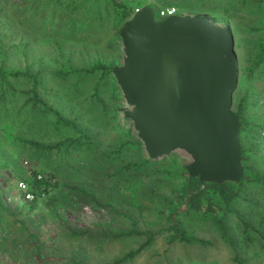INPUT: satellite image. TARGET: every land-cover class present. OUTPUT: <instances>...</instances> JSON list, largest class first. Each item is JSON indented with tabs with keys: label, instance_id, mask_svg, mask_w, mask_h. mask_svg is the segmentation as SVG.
Instances as JSON below:
<instances>
[{
	"label": "rangeland",
	"instance_id": "rangeland-1",
	"mask_svg": "<svg viewBox=\"0 0 264 264\" xmlns=\"http://www.w3.org/2000/svg\"><path fill=\"white\" fill-rule=\"evenodd\" d=\"M47 1L34 4V0H10L3 14L11 27L8 30L4 23L5 29L0 31L7 35L8 43L29 42L27 63L30 70L41 73L47 92L40 91V95L48 105L55 106L66 118L95 120L91 123L93 135L87 134L94 154L83 148L71 149L76 151H70L75 154L72 158L46 155L22 149L0 134V208L9 213L2 214L3 218L0 215L2 247L24 250L27 264H264V192L259 188L241 190V198L229 210L212 200L219 212L215 215L188 212L184 202H175V192L183 183V169L191 163L183 151L154 164L155 170L174 172L172 177L157 176L150 170L149 176L142 173L141 184H136L125 174V164L137 161V151L129 142L138 138L132 123L124 119V111L130 108L113 75L99 83V97L108 109L103 110L91 100L95 76L81 78L73 73L60 80L53 73L60 68V60L74 69L88 68L96 62L120 67L124 55L118 34L123 24L114 22L112 9L104 0L87 3L80 16ZM163 1L172 3L184 15L207 13L211 21L230 30L238 72L232 110L244 102L246 116L259 119L264 106V61L256 64L255 60L264 49V0ZM156 2L145 0L143 5ZM90 6L93 13L101 10L95 13L101 19L91 17ZM27 63L14 54L8 62L19 68ZM114 87L118 88L115 92ZM114 111L117 116L113 119L110 115ZM21 112L22 125L17 133L12 132L14 135L39 143H58L72 136L69 130L56 129L52 117H37L28 107ZM100 121L107 125L101 126ZM146 156L141 145L137 157L145 160ZM45 168L56 171L61 185L82 187L91 197L59 188L30 211L18 200L16 183L20 175ZM3 222L8 227L1 225ZM243 223L250 226L251 241L245 239ZM18 224L22 226L16 227ZM177 224L204 244L170 242ZM133 231L137 234L126 235ZM135 251L138 253L132 259L118 263Z\"/></svg>",
	"mask_w": 264,
	"mask_h": 264
},
{
	"label": "water",
	"instance_id": "water-1",
	"mask_svg": "<svg viewBox=\"0 0 264 264\" xmlns=\"http://www.w3.org/2000/svg\"><path fill=\"white\" fill-rule=\"evenodd\" d=\"M124 59L112 69L124 111L151 160L183 151L200 183L243 176L240 119L232 110L238 72L233 36L205 15L158 19L136 10L119 31Z\"/></svg>",
	"mask_w": 264,
	"mask_h": 264
},
{
	"label": "trees",
	"instance_id": "trees-1",
	"mask_svg": "<svg viewBox=\"0 0 264 264\" xmlns=\"http://www.w3.org/2000/svg\"><path fill=\"white\" fill-rule=\"evenodd\" d=\"M9 1L10 0H0V28L3 30L5 29V25L8 30H10L11 27V24L5 21V15L3 14L4 8ZM39 1L40 0H34V4ZM49 1H51V4L55 5V7L60 9L63 8L70 14H74V16L84 13L87 3L90 2L91 5H93L92 3L101 2L100 0H48L47 2ZM104 1L106 5L111 7L114 22L118 25L124 24V22L127 21L136 10L142 7L149 6L153 8L157 15L158 11L162 8L174 6L172 3L163 0H157L158 2H156L155 5H143L145 0H121L120 2H117L116 0ZM36 7L37 5L33 6L34 11H37ZM92 7L93 6L89 7V13L94 12L91 9ZM95 13L99 14L101 13V10H97ZM95 13H93L91 17H95ZM178 14L184 15L185 13L179 10ZM206 14L207 13H196L194 15ZM100 17L101 16H97L95 18H98L97 20H99L101 19ZM6 37L7 35L0 31V134H3L12 144L18 145L22 149H33L46 155L54 154L59 156L63 154L66 157L72 158L75 154H72L71 152L76 151H72L71 149L79 150L83 148L88 150L89 153L94 154V152L90 150L92 148V145H90L91 139L87 134H90V136L93 135V126L91 123L95 120L84 121L80 116L77 118H66L55 106L48 105L40 95V91L47 92L43 84L41 73L39 71L33 72L30 70L31 65L27 63L28 49L30 48L29 42L19 41L17 44H11L6 41ZM58 53L60 57L64 56L60 47ZM11 54L21 56L23 61L27 63L25 67L19 68L17 66L9 65L8 62L11 59ZM263 61L264 49H260L256 55L255 62L256 64H260ZM59 64L60 68H57L53 73L55 77L60 80H66L73 73H78L81 78L85 76H95L96 81L92 86L91 100L96 104H100L103 110L107 109L104 102H102L99 97L98 90L99 83H101L102 80L110 78L112 75L113 65L111 63L96 62L91 67L87 68L86 66L82 69H74L68 62H63L61 60L59 61ZM117 90L118 88L114 87V92ZM243 103L244 102H239L237 110L234 111L240 119L241 124L239 141L243 167L242 178L238 183H200L198 178L190 177L184 168L182 175L183 183L175 192V202H184L188 212L206 211L219 215L218 210L214 209L212 205V200L216 199L218 202H221L227 210H229L232 205L234 206V204L238 203L241 198V190L248 189V192H252L253 190L250 189V187L255 186L264 192V106L259 112V119H254L246 116ZM257 104L260 106V100H257ZM27 107L31 114L34 113L37 117H52L53 125L56 129L61 128L69 130L72 133V136L66 137L58 143H39L31 139H26L20 134L14 135L12 132H16L20 128L19 126L22 125L21 111ZM103 110H101V112ZM110 116L114 119L116 118L117 113L115 114L114 111ZM124 119L126 121L128 120L125 117ZM100 123L101 126L107 125L104 121H100ZM129 143V145L137 151L136 155L139 156L140 147L142 145L140 140L137 139L136 141ZM116 152L115 156L118 155V148L116 149ZM137 156H135L137 161L127 162L123 167L125 174L130 176L132 182L141 184L142 177L145 175L142 173L146 172L148 175L150 174V170L151 173H154L157 176H164L165 174L170 175L171 177L173 176L174 172H165L164 170L154 169V164L160 159L151 160L146 156L147 158L143 160L142 157ZM56 170L58 171V169ZM38 176H40V179H38ZM56 176V171L48 168L43 169V171L32 170L31 172H28V174L25 173V175H20L18 181H23L27 184L29 191L34 195V200L31 202H24L20 194L18 195V200L21 201V204L24 207L33 211L41 199L49 197L52 192L59 190V188L90 196L88 191L82 187L61 185L56 179ZM157 176L153 180V183L156 181ZM159 180L161 181V179ZM136 207L140 209V206L137 204ZM132 223L133 225L137 224V221L132 220ZM243 227L245 239L251 241V238L248 235L250 230L249 224L243 223ZM136 234L137 231H133L126 235ZM175 241L185 244H204L202 240L190 235L188 231L183 229L179 224L174 226L173 235L170 238V242ZM137 253L138 251L127 254L120 259L118 263L132 259Z\"/></svg>",
	"mask_w": 264,
	"mask_h": 264
},
{
	"label": "crops",
	"instance_id": "crops-1",
	"mask_svg": "<svg viewBox=\"0 0 264 264\" xmlns=\"http://www.w3.org/2000/svg\"><path fill=\"white\" fill-rule=\"evenodd\" d=\"M1 217L3 218L2 214L9 215L8 212H4L2 208H0ZM1 225H5L8 227L9 224L6 222L1 223ZM22 224H18L16 227H20ZM2 241H0V264H27L25 259V251H20L18 247L13 248H3Z\"/></svg>",
	"mask_w": 264,
	"mask_h": 264
},
{
	"label": "built area",
	"instance_id": "built-area-1",
	"mask_svg": "<svg viewBox=\"0 0 264 264\" xmlns=\"http://www.w3.org/2000/svg\"><path fill=\"white\" fill-rule=\"evenodd\" d=\"M179 10L178 8L172 6V7H165L158 11V14L156 15L158 19L162 20L170 16H176L180 15L178 14ZM38 179H40V176H38ZM17 191L19 192L20 196H22V200L24 202H31L34 200V195L31 193L28 189V186L23 181H18L16 183Z\"/></svg>",
	"mask_w": 264,
	"mask_h": 264
}]
</instances>
